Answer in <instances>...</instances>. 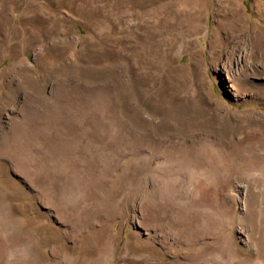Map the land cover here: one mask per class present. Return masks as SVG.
Returning <instances> with one entry per match:
<instances>
[{
    "label": "rangeland",
    "instance_id": "rangeland-1",
    "mask_svg": "<svg viewBox=\"0 0 264 264\" xmlns=\"http://www.w3.org/2000/svg\"><path fill=\"white\" fill-rule=\"evenodd\" d=\"M256 29L264 0H0V264H264V157L225 158Z\"/></svg>",
    "mask_w": 264,
    "mask_h": 264
},
{
    "label": "bare ground",
    "instance_id": "bare-ground-1",
    "mask_svg": "<svg viewBox=\"0 0 264 264\" xmlns=\"http://www.w3.org/2000/svg\"><path fill=\"white\" fill-rule=\"evenodd\" d=\"M261 6L262 3L260 2L256 4L259 13L262 12V9H260ZM242 21L246 22L247 20L243 18ZM254 25L255 24L252 21L250 22L249 26H244L241 24L240 27L236 28V31H240V33L245 35ZM252 35L255 41L251 43V45L254 51H260L261 47L264 46V30L256 29L253 31ZM214 39L213 48L218 46V44H221L222 46L226 44L225 41L220 40L218 37L216 38V36ZM232 81H235V78H233ZM233 90L235 93L243 92L245 94H250L248 101L264 103V81L258 82L254 86H248L247 88L240 89L238 86H234ZM258 118H260V120L259 122H256L255 118H251V115H248L245 118L244 124L240 123L236 126L235 134L237 133L240 135L238 137H234L233 140L231 148L234 151V155L229 157L225 155L228 164H231L232 168L234 169H240L242 167L251 168L253 165L258 166L257 164L248 163V160L255 157H264V151L260 152L259 149L261 145L260 143L264 142V138L261 136L258 137L260 132L264 130V114H259ZM262 135H264V133Z\"/></svg>",
    "mask_w": 264,
    "mask_h": 264
}]
</instances>
